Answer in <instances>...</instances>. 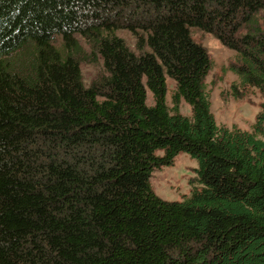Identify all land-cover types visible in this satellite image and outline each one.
I'll return each instance as SVG.
<instances>
[{"label":"trees","instance_id":"1","mask_svg":"<svg viewBox=\"0 0 264 264\" xmlns=\"http://www.w3.org/2000/svg\"><path fill=\"white\" fill-rule=\"evenodd\" d=\"M194 29L264 94V0H0V264H264V106L217 123ZM181 152L196 183L169 201L150 178Z\"/></svg>","mask_w":264,"mask_h":264},{"label":"rangeland","instance_id":"2","mask_svg":"<svg viewBox=\"0 0 264 264\" xmlns=\"http://www.w3.org/2000/svg\"><path fill=\"white\" fill-rule=\"evenodd\" d=\"M132 49L135 50V38L127 31H120ZM194 38L208 50L212 67L206 78L207 89L211 100V109L220 126H237L251 130L258 114L264 106V94L255 87H242L238 75L231 66L236 59V51L227 47L212 33L193 30ZM104 74L102 62L85 61L82 63V75L85 84L91 85ZM168 82L167 101L172 106V95L175 82L170 77ZM148 103H152V93L148 91ZM180 111L191 116L192 110L184 100ZM162 154V152H159ZM199 163L187 152L179 153L173 164L157 168L150 178L154 191L169 201L183 200L190 195L196 183Z\"/></svg>","mask_w":264,"mask_h":264}]
</instances>
